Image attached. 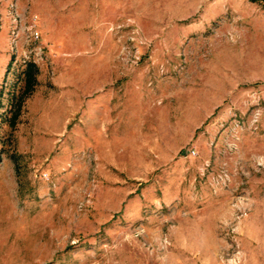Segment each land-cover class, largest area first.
Masks as SVG:
<instances>
[{
  "label": "rangeland",
  "instance_id": "obj_1",
  "mask_svg": "<svg viewBox=\"0 0 264 264\" xmlns=\"http://www.w3.org/2000/svg\"><path fill=\"white\" fill-rule=\"evenodd\" d=\"M0 264H264V0H0Z\"/></svg>",
  "mask_w": 264,
  "mask_h": 264
},
{
  "label": "trees",
  "instance_id": "obj_2",
  "mask_svg": "<svg viewBox=\"0 0 264 264\" xmlns=\"http://www.w3.org/2000/svg\"><path fill=\"white\" fill-rule=\"evenodd\" d=\"M26 72H29V68H27V71Z\"/></svg>",
  "mask_w": 264,
  "mask_h": 264
}]
</instances>
